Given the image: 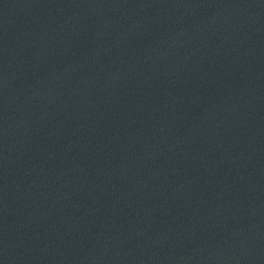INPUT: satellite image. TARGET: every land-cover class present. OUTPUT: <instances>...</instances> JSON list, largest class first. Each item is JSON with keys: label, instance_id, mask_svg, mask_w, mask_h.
Wrapping results in <instances>:
<instances>
[{"label": "water", "instance_id": "obj_1", "mask_svg": "<svg viewBox=\"0 0 264 264\" xmlns=\"http://www.w3.org/2000/svg\"><path fill=\"white\" fill-rule=\"evenodd\" d=\"M0 264H264V0H0Z\"/></svg>", "mask_w": 264, "mask_h": 264}]
</instances>
